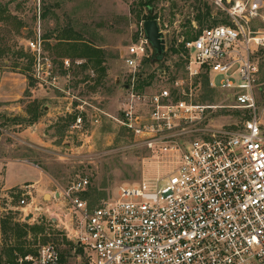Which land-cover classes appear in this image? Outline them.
Here are the masks:
<instances>
[{
	"label": "built area",
	"instance_id": "obj_1",
	"mask_svg": "<svg viewBox=\"0 0 264 264\" xmlns=\"http://www.w3.org/2000/svg\"><path fill=\"white\" fill-rule=\"evenodd\" d=\"M211 3L227 20L182 40V77L172 75L158 89H140L139 74L155 53L143 24L138 39L123 50L130 83L120 115L113 118L149 151L156 175L121 183L95 205L79 195L90 179L72 181L54 198L53 211L35 205L36 211L47 208L48 220L73 245L67 258L49 241L3 264H264V99L256 60L264 30L254 27L264 18V0ZM155 19L163 29L160 17ZM28 47L35 56L34 75L56 84L58 66L45 55L40 30ZM62 61L71 67L70 58ZM204 75L208 87L221 90L230 103L197 98ZM90 106L88 115L99 122L104 112ZM220 108L238 110L239 119L219 123ZM78 109L72 130L85 125L83 104Z\"/></svg>",
	"mask_w": 264,
	"mask_h": 264
},
{
	"label": "rangeland",
	"instance_id": "obj_2",
	"mask_svg": "<svg viewBox=\"0 0 264 264\" xmlns=\"http://www.w3.org/2000/svg\"><path fill=\"white\" fill-rule=\"evenodd\" d=\"M1 1L10 2L11 13L27 26L18 33L16 21L0 22V47L5 51L0 60V264H3L10 260V248H14L15 256L21 254L16 246L36 250L41 244L53 241L67 254L72 250L73 245L63 232L48 220L47 208L35 210V205H44L43 191H62L72 181L86 176L91 183L79 195L83 197L90 191L91 199L87 200L96 198L98 203L109 198L121 183H135L156 175L158 167L149 158V151L137 145L134 136L113 118L120 115L121 101L128 93L125 84L130 83L123 50L138 39L144 22L142 17L150 13L142 4L145 0ZM207 5L211 17L201 23L196 15L199 8L205 11ZM139 11H142L140 16ZM152 14L160 17L167 31V49L162 59L149 60L141 70L144 79L151 80L149 91L167 84L172 75H184L180 54L170 51L171 45L179 47L188 30L196 33L205 26L227 20L226 14L214 7L211 0H156ZM68 27L102 48L104 75L94 62L84 67L86 59L67 56L72 65L68 69L64 67L57 38ZM254 27L264 30V18H257ZM39 30L45 55L51 56L58 65L60 74L56 84L45 82L43 75H34L35 56L28 41L35 39ZM256 60L260 64L259 79L264 81V49L257 52ZM207 92L208 97L204 98ZM197 98L210 103H230L221 90L205 85ZM80 104L86 110L85 125L81 130H72L70 124ZM91 104L104 112L99 122L88 115L94 110ZM238 113V110L220 108L217 121L221 124L237 121ZM30 163L45 171L44 181L25 184L40 175L39 169ZM7 164L16 172L15 181L24 185L4 187L1 174ZM30 190L35 199L28 193ZM22 198L35 203L21 206ZM49 205V211H53L58 202L54 199ZM26 210L34 213L28 221ZM7 217L14 222L43 225L45 230L29 231L17 241L13 230L2 227Z\"/></svg>",
	"mask_w": 264,
	"mask_h": 264
},
{
	"label": "trees",
	"instance_id": "obj_3",
	"mask_svg": "<svg viewBox=\"0 0 264 264\" xmlns=\"http://www.w3.org/2000/svg\"><path fill=\"white\" fill-rule=\"evenodd\" d=\"M155 2H156V0H145L142 3L144 6H146L147 8L150 9L149 14L143 15L142 18L144 21L147 19L157 18V15L152 14V8H153ZM9 5H10V2L4 3L0 0V22L6 23V22H9V20L16 21V28L15 29L18 33H20L21 28L27 27V26L25 25V23L23 22L22 19H20L19 17L15 16L14 14L11 13ZM199 9H200V11L196 15V19H198L201 23L203 22V20L205 18L211 17V9L208 5L206 6L205 11L204 10L202 11L201 8H199ZM141 14H142V11H139L138 16H140ZM190 22H191V20H188V24H191ZM200 31L193 33L190 30H188L186 32V34H187L186 38L189 39L191 37H194ZM76 36H79V37H76ZM57 39H58V42L60 43L59 45H61V47H62L61 53H59L61 57L65 58L67 56H70V57H73L74 59L75 58L86 59V62L83 63L84 67H86L88 65V63H90V62H94L99 67V69L103 75L106 73V68H105V66H103V62H104L103 50L98 45L92 43L91 41L83 39L80 36V34L75 33L71 27L64 29L63 34L60 37H58ZM183 49H184V43H181L179 47H175L174 45H171L169 48L170 51H173L175 53H179ZM4 54H5V51L3 50V48L0 47V60L4 56ZM160 59H162V58H158V56L155 52L154 53V60H160ZM54 62H55V60H54ZM148 62H149V59H146L145 63H148ZM0 63H1V61H0ZM153 76L154 75H151V77H153ZM139 77L141 79L140 85H139L140 89H143L146 85L151 83V80H147L146 78L144 79L142 72H140ZM203 77H204V79H203L204 85L208 86V76L204 75ZM259 83H260L259 84V92H260L261 97L264 99V81L260 80ZM209 91H210V89H208V92ZM208 92L204 95V98L208 97V95H207V94H209ZM35 115H36L35 118H38L39 113L37 114V110H35ZM74 117H75V115H74ZM83 197L86 199H88V198L91 199L90 191H86ZM90 203L92 205L97 204L96 198L90 200ZM2 227L9 228V229L13 230L17 241L22 240V238H24L26 235H28L29 231L41 232V231L45 230V227L43 225H40V224L30 225L27 222H24V223L14 222L12 219H10L8 217L3 219ZM45 240H46V238H45ZM16 247H18V249L22 255H25L27 253L35 251V250L25 249L23 246H16ZM69 254H67V252H65L63 250L61 251V255H62V258L64 260L67 258V255H69ZM9 257H10V260H12L15 257L14 248L9 249Z\"/></svg>",
	"mask_w": 264,
	"mask_h": 264
},
{
	"label": "water",
	"instance_id": "obj_4",
	"mask_svg": "<svg viewBox=\"0 0 264 264\" xmlns=\"http://www.w3.org/2000/svg\"><path fill=\"white\" fill-rule=\"evenodd\" d=\"M143 28L145 31L146 38L150 42L152 48L155 50L158 58H163L165 51L167 49V38L166 33L161 28L157 19H147L143 22ZM120 79H117L119 82ZM125 87L128 88L129 84H125ZM54 198L60 199L61 193L59 191L54 192H45L43 196V204L49 205L53 202ZM34 216L33 212H30L25 216V219L28 221L31 217Z\"/></svg>",
	"mask_w": 264,
	"mask_h": 264
},
{
	"label": "crops",
	"instance_id": "obj_5",
	"mask_svg": "<svg viewBox=\"0 0 264 264\" xmlns=\"http://www.w3.org/2000/svg\"><path fill=\"white\" fill-rule=\"evenodd\" d=\"M31 165H33V164H31ZM33 166L39 169L40 175L34 181H29L25 184L33 185L32 182L37 184L38 182L44 181L45 171L43 169H41L38 165H33ZM1 177L3 179V184H4V187L6 189H10V188H13L14 186H18V185H24L23 183H17L15 181L16 180V172L14 171V169L12 167H10V164L6 165L5 171L3 174H1ZM30 192H31V195L33 197L34 195L32 194L31 190H30ZM51 193L53 194V192H51ZM44 194H45V191L42 192V199H43ZM33 199H35V198L33 197Z\"/></svg>",
	"mask_w": 264,
	"mask_h": 264
}]
</instances>
